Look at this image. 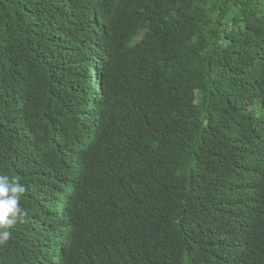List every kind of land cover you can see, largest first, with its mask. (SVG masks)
Segmentation results:
<instances>
[{"label":"trees","instance_id":"1","mask_svg":"<svg viewBox=\"0 0 264 264\" xmlns=\"http://www.w3.org/2000/svg\"><path fill=\"white\" fill-rule=\"evenodd\" d=\"M98 70L114 128L83 226L72 212L73 264H264V0H0V175L27 189L13 229L54 189L22 132L55 148L45 123L90 116ZM35 251L0 244V264Z\"/></svg>","mask_w":264,"mask_h":264},{"label":"clouds","instance_id":"2","mask_svg":"<svg viewBox=\"0 0 264 264\" xmlns=\"http://www.w3.org/2000/svg\"><path fill=\"white\" fill-rule=\"evenodd\" d=\"M116 40L117 37H109L98 45L102 63H106L115 50ZM101 78L98 70L94 75L95 102L90 116H78L74 122L68 124L67 120L58 126L45 123L56 130L55 148L48 149L35 140L30 134L31 128L22 132L27 142L39 144V148L45 150L44 156L37 161L30 160V163L36 165V175L43 182L54 186L51 196L43 203L42 215L36 214L38 220L27 229H13L27 215L21 203L27 189L18 178L0 175V244L6 243L14 256L36 249L29 258L31 264H73L72 212L74 209L83 226L81 216L85 209L82 199L88 194L91 184L89 161L103 152L105 135L114 128L104 101L97 97ZM77 198L80 200L76 201ZM235 238L238 242L240 236L235 235Z\"/></svg>","mask_w":264,"mask_h":264},{"label":"rangeland","instance_id":"3","mask_svg":"<svg viewBox=\"0 0 264 264\" xmlns=\"http://www.w3.org/2000/svg\"><path fill=\"white\" fill-rule=\"evenodd\" d=\"M93 75H95V74H93Z\"/></svg>","mask_w":264,"mask_h":264}]
</instances>
